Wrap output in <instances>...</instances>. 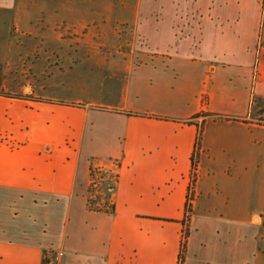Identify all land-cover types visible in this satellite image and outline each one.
I'll return each instance as SVG.
<instances>
[{
    "label": "crops",
    "instance_id": "obj_1",
    "mask_svg": "<svg viewBox=\"0 0 264 264\" xmlns=\"http://www.w3.org/2000/svg\"><path fill=\"white\" fill-rule=\"evenodd\" d=\"M0 66V264H264V0H0Z\"/></svg>",
    "mask_w": 264,
    "mask_h": 264
},
{
    "label": "built area",
    "instance_id": "obj_2",
    "mask_svg": "<svg viewBox=\"0 0 264 264\" xmlns=\"http://www.w3.org/2000/svg\"><path fill=\"white\" fill-rule=\"evenodd\" d=\"M197 151L198 150L195 149V152L193 153L192 166L187 178V188H186V196H185V215L183 219V231L181 232V252L183 251L184 243L187 237V225H188L189 217L191 215L192 206L197 197V190H196V183L198 179V161H196ZM98 174L99 173L96 170L91 173V180L89 184L90 188H96L98 186L99 181L101 180Z\"/></svg>",
    "mask_w": 264,
    "mask_h": 264
},
{
    "label": "rangeland",
    "instance_id": "obj_3",
    "mask_svg": "<svg viewBox=\"0 0 264 264\" xmlns=\"http://www.w3.org/2000/svg\"><path fill=\"white\" fill-rule=\"evenodd\" d=\"M0 69H1V66H0ZM23 69L26 72V76L23 77V82L25 84H31L33 82V77H32L33 66L31 67L30 63L27 62L23 65ZM7 85L9 86V83ZM262 120H264V117L262 118ZM196 161H198L197 157H196ZM98 173L100 174V175L98 174V176L101 178L98 186L96 188L88 187V193H87L88 204L94 210H100L104 207H109L110 201H111L110 199L111 191L106 190V185L107 184L110 185L111 182L106 181L108 179L105 178L106 176H103L102 172L98 171Z\"/></svg>",
    "mask_w": 264,
    "mask_h": 264
},
{
    "label": "trees",
    "instance_id": "obj_4",
    "mask_svg": "<svg viewBox=\"0 0 264 264\" xmlns=\"http://www.w3.org/2000/svg\"><path fill=\"white\" fill-rule=\"evenodd\" d=\"M179 259H182V257L179 255Z\"/></svg>",
    "mask_w": 264,
    "mask_h": 264
}]
</instances>
